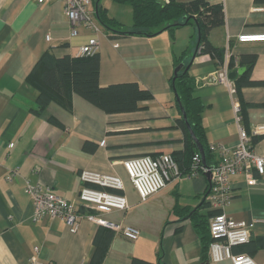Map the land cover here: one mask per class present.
<instances>
[{"label":"crops","instance_id":"0c3cea01","mask_svg":"<svg viewBox=\"0 0 264 264\" xmlns=\"http://www.w3.org/2000/svg\"><path fill=\"white\" fill-rule=\"evenodd\" d=\"M204 1L221 4L224 13V25L207 36L211 45L225 50L229 43L234 61L231 71L244 68L245 72L248 64L241 65V60H254L250 80L264 81V43L237 42L241 34H264V3ZM97 3L118 22L126 26L132 23L129 5L112 0ZM70 31L60 0L40 5L36 0H0V264H90L99 226L83 220L72 234L61 219L33 222L32 203L25 192L26 183L39 184L72 201L82 187V170L121 178L120 193L126 197L128 209L112 210L103 218L132 226L140 233L135 241L115 234L102 264H130L132 258L156 263L158 257L163 264H214L208 255L205 261L201 258L196 227L197 219L208 222L210 217L206 174L173 180L142 201L122 161L169 154L179 158L182 170L188 166L190 154H183L186 137L180 124L182 114L171 87L179 64L187 66L193 94L205 106L201 117L206 147L223 144L232 148L238 144L232 98L223 86L212 82L218 60L210 54H196L198 38L193 22L151 37L110 38L104 30L94 34L85 27H79L76 36ZM93 38L99 45V85L136 83L153 98L139 102V109L133 112L107 114L73 95L70 111L50 103L35 116L31 110L38 92L25 78L38 58L46 50L56 58L78 57V49ZM241 92L247 105L250 147L264 157V132H256L264 126V86H245ZM85 142L96 144V149L84 151ZM232 195L225 214L250 227L249 242L233 252L264 264V248L254 243L264 238V176L249 187L238 175L232 181Z\"/></svg>","mask_w":264,"mask_h":264},{"label":"built area","instance_id":"2783aa9c","mask_svg":"<svg viewBox=\"0 0 264 264\" xmlns=\"http://www.w3.org/2000/svg\"><path fill=\"white\" fill-rule=\"evenodd\" d=\"M49 0H36L43 4ZM63 3V13L70 25V35L76 36L79 27H85L98 34L101 31L95 19V8L92 0H60ZM167 3L168 0H160ZM47 40L49 36L46 37ZM238 43H264V34H241L237 36ZM98 41L91 39L78 49V57L92 56L98 52ZM200 54V49L196 51ZM229 43L224 50L223 61L214 72L212 82L223 86L232 98L235 122L238 127L239 141L235 147L229 148L223 144H212L209 150L216 155V162L206 169L198 167L200 159L195 155L188 173L182 174L175 158L169 154L156 157L141 156L122 161V166L131 185L142 201L163 190L171 181L182 177L198 175V169L203 173L210 172V189L206 196L211 210L220 213L209 220L211 243L208 257L211 263L229 261L231 264H257L244 253H234L233 248L243 246L250 240V227L245 223L234 221L225 214L232 195V181L238 175H243L249 187L255 186L264 176V157L253 152L249 136L241 123L240 105L236 99L234 80L229 77L231 59ZM252 132H255L254 130ZM264 132V126L256 130ZM12 144L9 145L11 147ZM257 175V176H256ZM10 178V177H8ZM81 188L76 199L72 201L54 194L49 188L39 184L26 183L25 192L32 203V221L43 219H61L70 233L78 231L81 221L85 220L120 233L126 239L135 241L139 231L129 225H120L103 218V215L115 210L128 209V201L124 195L117 193L123 190L120 177L88 170L79 174Z\"/></svg>","mask_w":264,"mask_h":264},{"label":"trees","instance_id":"16d2710c","mask_svg":"<svg viewBox=\"0 0 264 264\" xmlns=\"http://www.w3.org/2000/svg\"><path fill=\"white\" fill-rule=\"evenodd\" d=\"M112 1L116 4H127L131 7L132 23L126 26L118 22L108 15L105 8L98 5L97 0H92L95 8V19L101 30L110 34V38L125 36L151 37L160 33L162 30H173L179 26L193 22L197 28V49H200V54H210L213 58L218 60L219 64L223 61L224 50L212 46L207 39L212 29L224 25L225 20L221 4H209L204 0H192L188 2L169 0L168 3L159 0ZM254 2L256 4L264 3V0H254ZM241 63V65H243V63L248 64L246 71L233 80L236 89L235 96L240 105L239 114L241 123L250 137V127H246L247 105L243 101L241 91L245 86H264V81L250 80V73L254 66V60L243 59ZM233 64L234 61L231 58L229 61L230 69ZM184 69L185 68H183L175 78L173 75L171 87L181 102L194 136L202 145L205 164L211 166L216 161L214 162L213 154L209 150V147H206L205 131L202 126L201 117L205 106L194 96L192 81L187 71L182 73ZM99 72L100 55L98 52L87 57H71L66 55L61 58H56L50 50H46L38 58L36 64L25 78V82L38 92L35 108L31 110V112L35 116H40L50 103H55L67 111H70L73 95L83 98L107 114L133 112L139 109V102L153 98V95L148 90L139 87L136 83L112 84L102 87L99 85L98 81ZM50 123L60 126L54 119H50ZM180 124L186 137L183 154H190V161L188 166L183 170L181 169V164L178 165L182 174H186L191 168L192 159L195 155L200 159L197 166L202 167L203 163L184 121L181 120ZM96 147L97 145L92 142H85L83 150L86 152H93ZM174 158L178 163L179 158ZM200 173L203 172L201 169H198L197 174L199 175ZM239 176L243 177V175ZM117 193H120V191ZM207 205L209 207L208 202ZM218 213H220V211L210 209V217ZM209 220L207 222L197 219L196 222V227H198L201 239V258L204 261L206 260L209 245L212 241L209 233ZM114 235L115 233L113 231L102 226L98 227L93 238L94 249L90 264H102ZM254 243L257 247L264 248V238ZM161 259V257H158L156 263H151L138 258H132L130 264H163Z\"/></svg>","mask_w":264,"mask_h":264},{"label":"water","instance_id":"95a60500","mask_svg":"<svg viewBox=\"0 0 264 264\" xmlns=\"http://www.w3.org/2000/svg\"><path fill=\"white\" fill-rule=\"evenodd\" d=\"M183 69V64H179L177 65V67L174 69V78L179 74V72H181V70ZM187 71V66L185 67V69L182 71V73L186 72ZM242 72H244V68H241V69H238L236 72H232L230 71L229 73V77L231 79H234L236 77L237 74H241ZM174 81V79H173ZM175 94V98H176V102H177V105L180 109V112L182 114V120L184 121V124L188 130V133L190 135V137L192 138L193 142L195 143V146L198 150V153L200 154L201 156V159H202V163H203V167L208 169L209 167L205 164V161H204V150L202 148V145L199 143V141L196 139V137L194 136L189 124H188V121H187V118H186V114H185V111L181 105V102L179 100V98L177 97L176 93L174 92ZM206 174V177L208 178V180L210 179V172H207L205 173Z\"/></svg>","mask_w":264,"mask_h":264},{"label":"rangeland","instance_id":"374dc122","mask_svg":"<svg viewBox=\"0 0 264 264\" xmlns=\"http://www.w3.org/2000/svg\"><path fill=\"white\" fill-rule=\"evenodd\" d=\"M169 1V0H168ZM168 3V2H167ZM127 20H128V16H127V18H126ZM131 19V17H129V20Z\"/></svg>","mask_w":264,"mask_h":264}]
</instances>
